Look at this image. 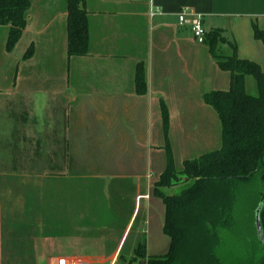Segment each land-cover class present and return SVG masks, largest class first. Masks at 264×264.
<instances>
[{
	"label": "crops",
	"instance_id": "0c3cea01",
	"mask_svg": "<svg viewBox=\"0 0 264 264\" xmlns=\"http://www.w3.org/2000/svg\"><path fill=\"white\" fill-rule=\"evenodd\" d=\"M86 4L90 41L84 57L68 56L67 8L66 29L58 30L52 29L57 18L37 20L40 16L31 7L28 26L11 53L6 51L9 27L0 26V264L7 252L21 251L14 246V228L28 220L18 218V212L30 203L89 204L87 200L101 198L93 188L103 180L105 186L120 183L119 192L135 187L138 197H145L140 208L145 201L148 215L138 224L144 234L154 197L150 170L157 152L165 147V139L161 147L154 142L153 121L157 124L162 102L205 111L201 99L205 93L196 92L199 100L193 102L192 91L207 84L211 91L230 86L229 74L220 70L208 48L202 51L198 45L206 46L193 38L189 28L178 25L181 10L202 15L208 31L223 30L224 37L237 44L239 57L258 63L264 71V43L255 40L252 28L255 22L264 31V0H87ZM25 39L29 47L35 46L34 55L17 62L16 79L5 83L9 62ZM226 51L225 56L231 55ZM140 63L145 66L144 95L137 94L135 85ZM184 132L185 146L190 138ZM171 139L170 135L173 146ZM64 179H69L67 183L71 179L74 193L64 194ZM78 187L91 188L92 193L79 198ZM30 214L31 209L25 218ZM131 222L130 217L112 253L106 249L96 253L85 245L86 239L74 242L69 236L70 245L58 249L55 257L62 236H36L46 240L34 249L39 251L34 264L42 260L55 264L60 258L69 264H115Z\"/></svg>",
	"mask_w": 264,
	"mask_h": 264
},
{
	"label": "trees",
	"instance_id": "16d2710c",
	"mask_svg": "<svg viewBox=\"0 0 264 264\" xmlns=\"http://www.w3.org/2000/svg\"><path fill=\"white\" fill-rule=\"evenodd\" d=\"M86 1L67 0L70 58L89 53ZM31 7L32 0H0V26L9 27L7 53L21 40ZM252 28L255 40L264 43V31L255 22ZM223 34L220 29L208 31L203 44L230 78L228 90L202 96L205 105L217 115L220 146L197 159L185 160L181 174L188 183L180 184L169 141V114L162 102L167 167L155 183L153 195L165 206L163 233L170 243L166 254L148 256L146 240H139L129 264H264V243L258 242L253 233L260 208L264 232V71L258 63L241 59L237 44ZM219 42L228 45L231 55L218 52ZM34 52L32 44L23 59H30ZM248 77L254 79L257 95L247 91ZM135 85L137 94H146L143 63L136 67ZM178 185H184L179 194L167 195L163 191Z\"/></svg>",
	"mask_w": 264,
	"mask_h": 264
},
{
	"label": "rangeland",
	"instance_id": "374dc122",
	"mask_svg": "<svg viewBox=\"0 0 264 264\" xmlns=\"http://www.w3.org/2000/svg\"><path fill=\"white\" fill-rule=\"evenodd\" d=\"M32 2V13L34 12V15L40 16L37 18V20H42V18L45 19L47 17L50 18V15H53V17L57 18L59 21L57 24L53 25L52 29H66V21L63 22L65 19L63 14L64 10L67 8V0H33ZM226 46L228 47L226 43L219 42L217 46L218 52L224 54L226 50L230 51V49H228ZM198 47L201 48L202 51L204 49L207 50V47L199 45ZM28 49V39H25L24 42H22L21 45L17 48L15 54L12 56V60L9 62L10 74L8 75V81L5 80V83L11 81L13 82L14 79H16L15 73L17 69V62L23 61V57ZM9 58L10 57H8V59ZM2 62L3 61L0 62V67L2 66ZM73 80V78L70 79L71 85L73 83ZM246 86L247 91L251 95H257L256 83L252 77L247 78ZM210 88L211 87L209 86V84H207L200 90H193L191 93V98H189V100L196 102L197 100H199V95H195L196 92L199 93L200 96H202L204 93L210 92ZM175 105V102H172L169 105L166 104L169 114V130L171 128V142L173 141V146H170L175 161V167L177 172L179 173L178 178L181 180H185L186 177L181 174L184 161L197 159L203 153H206V151H212L214 148L219 147L221 139V127L216 113L212 110V108L208 106L204 107L206 109L205 111H202L201 108L198 107H191L190 109L186 108V106H180L182 108H178V106ZM154 108H156L159 112L158 105ZM3 110H5V108ZM146 118L155 119L154 117L150 116H146ZM153 126H157V135H155L154 142L156 143V145H158V147H161L163 146L164 139L162 112L161 114L159 112L157 124L156 120L153 121ZM182 129L185 130L190 138L189 142H185V146L182 143L184 141V139L182 138ZM153 132L155 134L156 131L154 130ZM213 141L215 143H213ZM159 151L160 153L157 152L156 159H154L153 166L150 170L153 184H155V181L159 180L167 167V152L165 147L159 149ZM96 158L99 162L100 157ZM31 173L32 175H30V177H33L34 173ZM64 181H66L63 183V185L65 186V188H63L64 194L74 193V187H72L73 183H71V179L70 183H67L69 179H64ZM105 182L106 181L103 180L96 183L100 188H98V185H96L95 187L94 185L89 186L94 187V192H97L101 196V198H98L93 202L92 200H87L89 201V204L81 202H77V204H74V202L70 201L65 204H61V206H56V204H53L45 207L43 204L36 203L34 205L33 203H30V206L28 208L18 212V218L24 217L25 220H28L24 221L21 224H18L16 226V229L14 228V246L17 247L16 249L19 248L21 251L14 250L7 252L4 257L6 259H4L2 264L36 263V261L34 262V258L37 259L36 253L39 251L34 249H37V247L42 242H44V240H46L42 237L36 238V236H47V234H57L61 235L64 238L63 239L61 237V243L55 245L57 248L56 252L54 253L55 257L56 255H59V252L57 251L58 249L64 248L63 246L66 245H70V241H68L67 239V237L69 236L74 237V242H77V239L80 241L86 239L88 241V244L85 245H88L90 248H92L91 250H94L96 253L101 254L102 250L104 249H106L107 253H112L114 251L113 248L117 245V242L122 239L124 227L125 225H127V219L130 217L132 218L131 226L118 252V257L121 255L120 260H118L115 264H129L130 259L133 255V250L137 246L139 240L141 242L146 240L148 256H162L166 254V252L168 251L170 240L163 233L165 206L162 200L153 197L151 201H149L151 210L149 213L150 217L148 220V224H146L145 226L144 234L141 236L142 232H140V230L142 228H140L138 224H143L142 221L148 215V212L145 210V201L142 202L141 209L140 202L143 199H138L139 197L135 187L131 188V186H128L127 189L123 188L124 190H120L119 192L118 187L121 186L120 183L115 182L117 186L115 184L105 186ZM186 183H188V181H186ZM77 184L79 185L80 182H77ZM4 187L5 186H2L1 189L3 190ZM183 188L184 185H178L174 188L164 189L163 191L167 195H176L179 194ZM90 189L91 188L78 187L77 192L78 195H80L78 197L81 198L85 194H91L92 192L89 193ZM99 189L101 190V193L98 192ZM47 194H49V192L44 193V195ZM29 209H31V214L26 219L25 215L27 214V211ZM78 225H87L89 228L83 231H79L78 229H76ZM254 227L253 233L256 240L259 242L255 223ZM58 240L59 239H57V241ZM44 249L46 248H42V251ZM30 255L32 256V258H29ZM94 255L98 256L95 253ZM40 264L52 263L47 262V260H42L40 261ZM96 264L110 263L108 262Z\"/></svg>",
	"mask_w": 264,
	"mask_h": 264
},
{
	"label": "built area",
	"instance_id": "2783aa9c",
	"mask_svg": "<svg viewBox=\"0 0 264 264\" xmlns=\"http://www.w3.org/2000/svg\"><path fill=\"white\" fill-rule=\"evenodd\" d=\"M152 16H154V12H151ZM178 25L180 27H187L191 30L193 38L199 43L204 44L206 33L208 30L204 25V17L202 15L194 14L189 12L188 10H181L178 15ZM145 198L143 196L138 199ZM55 264H69L66 258H60L56 261Z\"/></svg>",
	"mask_w": 264,
	"mask_h": 264
},
{
	"label": "water",
	"instance_id": "95a60500",
	"mask_svg": "<svg viewBox=\"0 0 264 264\" xmlns=\"http://www.w3.org/2000/svg\"><path fill=\"white\" fill-rule=\"evenodd\" d=\"M187 181V179H180V184H183ZM264 201V198L262 199V202ZM261 209V208H260ZM260 209H258V211L256 212V222H255V226H256V231H257V236L259 241L263 244L264 243V232H263V227H262V222H261V218H260Z\"/></svg>",
	"mask_w": 264,
	"mask_h": 264
}]
</instances>
